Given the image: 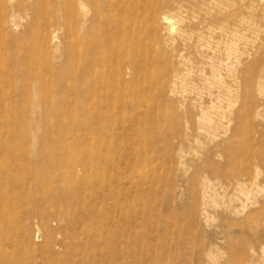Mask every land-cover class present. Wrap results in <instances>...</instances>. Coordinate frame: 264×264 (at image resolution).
<instances>
[{
    "label": "rangeland",
    "instance_id": "1",
    "mask_svg": "<svg viewBox=\"0 0 264 264\" xmlns=\"http://www.w3.org/2000/svg\"><path fill=\"white\" fill-rule=\"evenodd\" d=\"M0 1V85L31 93L41 77L52 119L28 137L38 158L10 165L17 181L2 188L12 200L0 215L25 239L3 244L15 264H264V36L224 56L206 27L218 32L234 9L213 0L205 14L194 0H83L84 14L82 0ZM98 7L117 19L116 47L96 74L72 76L83 38L106 31ZM187 28L201 37L189 36L194 49L182 52L193 58L172 79L161 72L178 66L173 38ZM211 57L232 91L200 86ZM203 116L216 125L210 133L199 130Z\"/></svg>",
    "mask_w": 264,
    "mask_h": 264
},
{
    "label": "bare ground",
    "instance_id": "2",
    "mask_svg": "<svg viewBox=\"0 0 264 264\" xmlns=\"http://www.w3.org/2000/svg\"><path fill=\"white\" fill-rule=\"evenodd\" d=\"M7 1L10 3L14 2V0H7ZM87 1H89V0H87ZM213 1L215 2V5L217 7H220L221 5H228V6L233 7V9H234L232 11V13H228L227 15H225L222 18L218 32H216V29L214 28V26L210 27V28L206 27V29H207L206 31H208L209 34L211 36H213L212 37L213 40L211 41V43H213V46H216L214 48H217V46H220V45H222L224 47L223 48L224 52H225L224 56L227 57L228 55H232V57L236 58V57H238L237 55L240 54V51L236 48V46H238L237 43L247 46L249 41L250 42L252 41L251 40V38H253L251 36L252 34L255 35V37H257V38L259 36H264V0H213ZM213 1L212 0H194L192 2L194 6H191V10L196 11V13H198V14L200 11H202L205 14V11L208 10V8L211 6V2H213ZM68 2H71V0H68ZM83 2L84 1L82 0L78 3L79 10L82 14H84ZM235 3H239V4L236 5ZM1 5H2V3L0 1V12H3V9H2L3 7H1ZM15 7L18 10H22V11L25 8L24 4H22V3H20V4L16 3ZM214 8H215V6H214ZM214 8H213V10H214ZM209 11L210 10H208V13H209ZM95 14H96L97 18H100L101 21L103 22V25L105 26L106 31L104 33H101V34H97V36L94 39L90 38V36H86V38L85 37L83 38L84 39L83 46H85L84 49L85 50L87 49L85 51L84 56L81 57V55L78 54L75 59L72 58V61L70 63L71 66H73L74 70L75 69L80 70L81 68H82V70L80 72H78V71L72 72V76L74 74L75 75L83 74V77L89 78L92 76V74H96V72L98 71L97 67L104 66L105 64H108L110 62L109 56H110V53H112L110 51H113L116 47L118 38L115 37L111 33L112 32L111 30H113L115 28V25L117 23V19L108 16L106 13H104L103 8H101V7H98L97 10H95ZM218 14H219V12L216 13V15H218ZM76 16L77 15L75 13V16L73 17L74 20H76ZM171 22H173V21H171L170 16H163V18L161 19V23L165 27L170 26ZM0 28L1 29L4 28L2 19L0 20ZM187 29L180 30V32H178L177 35L173 38V42L175 43L174 45H176L178 48V49L175 48L176 50L173 48L175 50L176 57L179 61L177 64L178 66L171 67V69L168 71H166V69H163L161 72V74L168 73L169 75H171L172 79L177 78L176 80H178L179 77L177 75L180 73L179 71H183L184 69L186 70V64H185L186 61L185 60L187 58L190 59L192 57V56L188 57L190 54L187 56L182 52V51L185 52L186 50H188L190 48L194 49V45L189 44V40H190L189 36L191 34H194V35H196V37H201V32H197V29H192V28L188 29V30ZM174 30H176V29H174ZM56 33L51 34L52 35L51 37L56 38ZM106 34L109 35L110 41H107ZM169 35H171V34H169ZM169 37H171V36H169ZM52 38H51L50 42H52V40H53ZM229 40H231L233 43L232 44L229 43L230 45L228 46L227 42ZM211 43H209V44H211ZM254 43H255V41H254ZM92 44H93V46H92ZM50 45H51V43H50ZM195 45H197V44H195ZM234 45H236V46H234ZM56 47H57V45H56ZM210 47H212V46H209V48ZM78 49H80V48H78ZM92 52H94V53L96 52V54H97V52H99L102 56L101 59L99 58V56L95 57L97 59H91L90 54H92ZM180 52H182V53H180ZM195 53L198 54L196 51H195ZM243 53H244V51L241 52V54H243ZM200 54L202 55V53H200ZM123 56H124V58H123ZM194 57H197V56H194ZM213 57H215V56H213ZM153 58L155 59V56H153L151 59H153ZM121 59L128 63L127 68L129 69L130 76H131L134 72L133 67H132L134 65L133 64L134 63V60H133L134 57H132L131 54L122 55ZM216 60L215 59L210 60V61L204 60V63L202 65L207 67L208 72L205 75H200L199 81L201 82L200 86L202 85V88L208 89V90H211V89L215 90L216 93H218V95H219L221 93H225V92L228 93V92L232 91V85L228 84V83H223L219 77L217 78L218 75L216 73L219 72V70L221 69V64L218 63ZM195 61H197V60H195ZM193 67H194V65H193ZM103 72H104L103 70L100 71L101 74H103ZM37 74H38V72H37ZM115 74L118 76H121V77L124 76L123 75L124 73H122V70L120 69V67L116 70ZM258 77H260V76H258ZM40 78L41 77L35 78L36 80H33V82L31 84H29V85H31V89L33 91L31 93H28V89H26L25 91L19 90L16 93H14L13 91H6L5 88L2 85H0V148H2L6 154L7 158H6L4 163L8 167V172H6L4 174L5 177L0 178V207L1 208L5 207L12 200V197L10 195L11 191H10V193H8L9 190L2 191V188L5 187L8 189L9 187L5 186V185H7L11 182L17 181L15 176L10 172V165H12L14 163L19 165L22 163L23 160L26 161V163L28 164V162L29 163H31V161L34 162L38 158L39 151H37V150L39 149V145H37L38 149L35 150L33 148L34 151L29 150V148H28V146H29L28 139L29 138L28 137L31 136V137L35 138L39 134L41 128L44 126H49L51 121H52V119H48L47 117H44L43 109L47 108V103L44 100V96L42 94V91L44 90V88L47 89V85H46V83L41 82V80H39ZM235 81H237V80H235ZM257 85H258V83L256 84V86ZM257 89H258V86H257ZM32 96H33V99H31ZM215 111H216V109H215ZM202 114H204V113H202ZM211 117L213 118V116H211ZM43 118H45V119L43 120ZM197 122H199V121H197ZM215 127H216V125H214V122L211 120V118L203 116V119H202L201 123L199 124V130L202 133L203 132L204 133H210L211 131H213L215 129ZM5 137L6 138L10 137L11 139H9L8 142L6 140L7 143H5L4 140H2ZM34 142H33V144H35ZM33 144H32V146H33ZM13 149L18 151L15 159H13L12 157H10L8 155V153L10 151H12ZM0 153H1V151H0ZM54 154H55V152H54ZM33 165H34V163H33ZM251 186H252V184H251ZM249 189H251V188H249ZM252 189H254V188H252ZM3 219H4L3 215H0V259L6 260L8 262L10 261V262H12V264H15L13 262V255L14 254L12 255V252H8L5 249H3V244L8 240L13 241L14 239H17V238H21L23 240H25V239H24V237H18L17 233H14V232L12 233V231L9 230V227L5 226L6 221H4Z\"/></svg>",
    "mask_w": 264,
    "mask_h": 264
}]
</instances>
